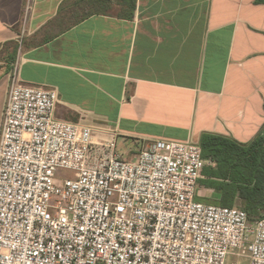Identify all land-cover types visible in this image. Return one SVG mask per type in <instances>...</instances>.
I'll use <instances>...</instances> for the list:
<instances>
[{"label": "crops", "instance_id": "obj_1", "mask_svg": "<svg viewBox=\"0 0 264 264\" xmlns=\"http://www.w3.org/2000/svg\"><path fill=\"white\" fill-rule=\"evenodd\" d=\"M66 2L0 0V134L16 66L22 84L58 91V118L137 145L129 157L158 139L248 143L264 131V3L114 0L82 18Z\"/></svg>", "mask_w": 264, "mask_h": 264}, {"label": "built area", "instance_id": "obj_2", "mask_svg": "<svg viewBox=\"0 0 264 264\" xmlns=\"http://www.w3.org/2000/svg\"><path fill=\"white\" fill-rule=\"evenodd\" d=\"M58 103L15 67L0 134V264H264V218L196 200L209 163L200 144L158 139L125 158L115 138L58 118Z\"/></svg>", "mask_w": 264, "mask_h": 264}, {"label": "trees", "instance_id": "obj_3", "mask_svg": "<svg viewBox=\"0 0 264 264\" xmlns=\"http://www.w3.org/2000/svg\"><path fill=\"white\" fill-rule=\"evenodd\" d=\"M124 1L130 9L136 5V0ZM70 2L88 9L82 17L86 18L93 14L109 13L114 0H68L62 5V12H67ZM256 2L262 4L264 0ZM58 18L53 23H63L61 15ZM79 22L76 19L67 25ZM17 44H20V40L14 45ZM200 146L203 158L209 163L201 171L196 200L210 203L211 199L205 191L217 192L220 196L213 203L245 210L250 223L264 218V131L248 143L227 136L204 134Z\"/></svg>", "mask_w": 264, "mask_h": 264}, {"label": "rangeland", "instance_id": "obj_4", "mask_svg": "<svg viewBox=\"0 0 264 264\" xmlns=\"http://www.w3.org/2000/svg\"><path fill=\"white\" fill-rule=\"evenodd\" d=\"M20 46H21L20 44H17V46L12 44V49H13L15 56H16L17 52L19 51ZM14 70H15V68L13 67V69L11 70V73H10V79H11V76L13 75ZM131 146L135 151L139 150V147L137 145H135L134 143H125L122 141H118V149L125 158H129L128 152H129ZM63 173H65L66 175L72 174V172L69 170H64ZM202 192H203V190H202ZM205 193H206V191H205ZM228 261H234V259H229Z\"/></svg>", "mask_w": 264, "mask_h": 264}]
</instances>
